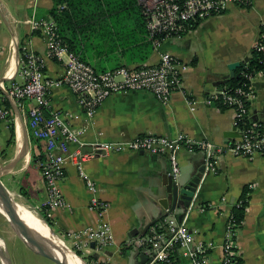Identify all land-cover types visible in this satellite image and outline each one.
<instances>
[{
    "label": "crops",
    "instance_id": "obj_1",
    "mask_svg": "<svg viewBox=\"0 0 264 264\" xmlns=\"http://www.w3.org/2000/svg\"><path fill=\"white\" fill-rule=\"evenodd\" d=\"M53 5V0H0V79L8 85L22 81L16 71L17 44L20 52L32 49L44 58L48 77L56 78L64 73L63 64L46 55L43 35L32 30L27 22L33 16L50 15L48 11ZM199 22L195 29L162 39L144 61L127 58L113 33H97V37L94 36L86 47L83 46L88 59L99 70L154 64L159 61L162 52H169L188 63L181 86L173 92L167 104L146 91L116 93L105 99L93 120L88 121L72 89L60 85L51 91L52 108L80 115L73 123L86 128L82 136L85 141H123L149 133L175 136L184 132L194 139L205 138L222 144L236 137V132H233L234 109L210 105L206 96L228 85L230 63L244 61L251 55L264 28V0H251L247 6L231 3L225 12ZM133 48L135 46L126 47L127 50ZM253 85L255 92L249 104L250 116L264 120V76L257 75ZM189 99L194 101L195 109L191 108ZM6 104L11 111L10 117L8 121L0 120V134L6 142L0 150L9 153L5 159H0L4 164L15 157L18 134L24 133L26 124L12 96L7 95ZM27 104L32 105L33 102ZM10 122L15 125L16 135L15 142L8 144ZM26 128L29 158L5 173L10 183L7 187L17 201L31 207L45 222L43 213H47L53 222L49 226L54 233L65 243L70 241L73 244L74 240L67 235L68 232L98 221L97 213L89 207L90 191L78 167L69 161L60 183L68 207H46L43 210L47 188L40 160H33V154L39 155L42 150L45 152V145L43 140L32 135L27 125ZM177 157L181 167L178 180L181 182L191 180L201 168L204 169L205 155L201 150L182 148ZM170 167L167 155L146 151L111 152L84 162V170L95 180L99 195L110 203L105 220L112 226L115 236L112 244L95 249L89 255L90 264L95 260L107 264H148V248L139 247L136 239L147 234L152 224L168 212L162 201L168 195L166 175ZM251 184L253 187L249 186ZM245 188H248L250 200L238 232L237 249L242 264H264V155L252 158L230 154L221 156L218 172L207 173L201 178L190 211L187 212L190 207H179L168 212L176 217L187 213L186 224L196 241L213 243L209 250V264H222L227 218ZM5 230L15 249H19L21 237L11 229ZM134 230L138 231L136 236L132 235ZM141 255L147 256L145 261H142ZM176 259L177 264H188V259L181 253L176 254ZM0 264H3L1 259Z\"/></svg>",
    "mask_w": 264,
    "mask_h": 264
},
{
    "label": "built area",
    "instance_id": "obj_2",
    "mask_svg": "<svg viewBox=\"0 0 264 264\" xmlns=\"http://www.w3.org/2000/svg\"><path fill=\"white\" fill-rule=\"evenodd\" d=\"M140 3L144 8L150 37L157 47L165 37L185 32L189 22L223 13L231 3L247 6L251 0H140ZM27 22L32 30L43 35L46 55L60 61L65 71L59 77H48L44 58L32 49H23L18 61L22 81H14L8 85L0 79V120L8 121L10 117L11 111L6 104L7 95H10L17 101L32 135L44 141L45 157L40 160V168L47 188V198L43 207H68L69 203L60 183L65 177L69 161L78 167L91 194L89 207L98 215L95 224L67 234L74 240V249L82 251L84 255L89 256L95 249L110 245L115 240L112 226L105 220V212L110 203L99 195L95 180L84 170V162L88 159L124 151L165 154L171 162V175L174 180H178L181 167L177 152L182 148L203 151L205 166L202 177L210 172L217 173L219 159L225 154L247 158L264 155V120L252 118L249 107L255 92L253 80L257 75L264 76L263 70L244 73L248 79L244 86L232 88L227 85L207 94L208 104L234 109L237 136L225 143L219 144L205 138L194 139L184 132L175 136L149 133L123 141L83 140L86 128L77 127L73 123L80 115L52 108L50 95L53 88L60 85L70 87L86 119L92 121L105 99L116 93L146 91L167 104L173 92L181 86L183 72L189 64L169 52H162L159 61L154 64L98 70L61 39L57 22L52 16H33ZM12 44L15 49L14 41ZM253 48L264 52V30H261ZM29 101L33 104L28 105ZM189 103L195 109L192 99H189ZM249 186L253 187L252 184ZM242 203L243 199L240 198L227 218L222 243V264H240L237 236L243 220L236 219L234 209ZM190 209L191 207L187 212ZM186 217L187 213L180 221L170 212L165 216L162 231L152 227L147 234L136 239L139 247L148 248V264H177L176 254L179 253L188 259V264H209V250L213 243L196 241L194 233L186 224ZM93 243L95 247L92 246ZM92 264L107 263L95 260Z\"/></svg>",
    "mask_w": 264,
    "mask_h": 264
},
{
    "label": "trees",
    "instance_id": "obj_3",
    "mask_svg": "<svg viewBox=\"0 0 264 264\" xmlns=\"http://www.w3.org/2000/svg\"><path fill=\"white\" fill-rule=\"evenodd\" d=\"M53 1L54 5L48 11V14L57 22L61 39L72 51L79 54L83 60L92 64L96 69L98 68L83 51V46L86 47L88 41L93 40L94 36L97 37V33H113L122 50L124 49V55L132 60L144 61L156 48L153 38L150 37L144 8L140 0ZM199 24V21L189 22L186 32L197 28ZM130 46H135V48L127 50L126 47ZM259 70L264 71V52L253 48L248 60L238 66L234 75L228 79V86L232 88L244 86L248 81L244 73H255ZM9 127L10 138L8 144H11L15 142L14 123L10 122ZM44 157L43 150L39 155L33 154V160L36 158L42 160ZM241 198L243 199L242 205L234 209V215L238 221L245 218L246 208L250 200L248 188L244 189ZM45 209L43 207V210ZM43 218L47 220L49 225L53 224L47 213H43ZM164 219L165 217L154 222L149 230L155 227L158 231H162L164 229ZM74 250L82 255V251ZM84 258L88 259L87 261L90 264V256ZM239 263L242 264V259L239 260Z\"/></svg>",
    "mask_w": 264,
    "mask_h": 264
},
{
    "label": "water",
    "instance_id": "obj_4",
    "mask_svg": "<svg viewBox=\"0 0 264 264\" xmlns=\"http://www.w3.org/2000/svg\"><path fill=\"white\" fill-rule=\"evenodd\" d=\"M19 55H20V50H19V45L17 44V47H16L17 70L16 71H18L19 69V62H18ZM248 58L246 60H248ZM244 61H235L229 64L231 76L234 75L235 69L238 66H240ZM19 114H20L22 121L24 122L25 120L22 116V113L20 112ZM233 132H236L237 134V131L235 128L233 129ZM28 154H29V136H28L27 128L25 124V131L23 133V142H22L20 149L17 150L15 157L11 159L8 163H5V164L0 163V208L4 216L13 226L15 232L21 237V239L31 249L47 254L48 256L52 257L53 260H55L58 264H71L68 261L69 259H68L67 253L64 252V250L58 244L52 243L45 236L36 234L29 227V225L22 219V217L20 216L19 212L17 211L15 207L16 200L14 196L7 189V187L2 181V176L7 171L13 170L16 167V165L20 161H23ZM203 170L204 169L201 168L198 175L193 177L191 180L187 182H181L179 180L173 179L171 175V167H170L166 175V179H167L166 185H167L168 195L162 201L164 208L167 209L168 212L170 210L174 211L179 207H184L185 209H188L191 206L194 196L197 192L198 186L200 184ZM168 212L165 216L169 214ZM184 217H185V214L183 217H177V218L181 221L184 219ZM52 232L54 233V231ZM137 234H138L137 230H134L132 233V235H135V236ZM92 246L95 247V243H93ZM75 252L79 257L82 258L85 264H89V262L82 255H80L77 251ZM146 258H147L146 255H141L142 261L143 260L145 261ZM0 259L3 264H13L12 259L7 252V248L5 244L4 243L2 244L1 242H0Z\"/></svg>",
    "mask_w": 264,
    "mask_h": 264
},
{
    "label": "rangeland",
    "instance_id": "obj_5",
    "mask_svg": "<svg viewBox=\"0 0 264 264\" xmlns=\"http://www.w3.org/2000/svg\"><path fill=\"white\" fill-rule=\"evenodd\" d=\"M3 34L5 33H2V35ZM5 146H6L5 138L3 137L2 134H0V147H5ZM16 147L14 145V149ZM5 151L6 150H0V159H5V156L9 154ZM11 154H12V151H11ZM7 176L8 174H4L2 176V179L6 187L10 185ZM10 192L12 193V191ZM15 200L17 201V199ZM30 209L32 208L30 207ZM5 228L11 229V231H15L11 223L0 212V238L4 242V244H6L5 246L7 248V252L9 256L11 257L13 264H58L55 260H53L52 257L48 256L47 254H44L42 252L29 248L22 240H19L20 242L19 249H15L13 243L7 237V231L5 230ZM66 243H67V246L74 248L73 244L70 241H66ZM82 256L85 257L86 255L82 253Z\"/></svg>",
    "mask_w": 264,
    "mask_h": 264
},
{
    "label": "bare ground",
    "instance_id": "obj_6",
    "mask_svg": "<svg viewBox=\"0 0 264 264\" xmlns=\"http://www.w3.org/2000/svg\"><path fill=\"white\" fill-rule=\"evenodd\" d=\"M22 142H23V134L21 135V132H19L17 150L20 149ZM25 158L28 159L29 154ZM15 207L17 211L19 212L20 216L22 217V219L29 225V227L36 234H40L42 236L47 237L49 241H51L52 243L58 244L64 250V252L67 253L68 259H69L68 261L71 264H85L82 258L79 257L71 247L67 246V244L64 242L62 238H60L58 235L53 233L52 232L53 230L51 229L49 224L45 222L34 210L30 209L28 205H25L22 202L16 201ZM0 212L2 213L1 208H0ZM0 242L2 244L4 243L2 240H0ZM77 260H79L80 262Z\"/></svg>",
    "mask_w": 264,
    "mask_h": 264
}]
</instances>
